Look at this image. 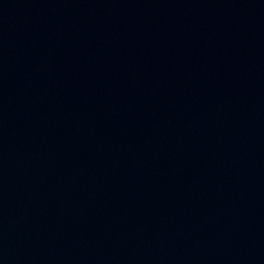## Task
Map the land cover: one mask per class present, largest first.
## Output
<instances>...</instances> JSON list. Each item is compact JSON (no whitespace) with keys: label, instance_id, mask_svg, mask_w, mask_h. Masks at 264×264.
Wrapping results in <instances>:
<instances>
[{"label":"water","instance_id":"obj_1","mask_svg":"<svg viewBox=\"0 0 264 264\" xmlns=\"http://www.w3.org/2000/svg\"><path fill=\"white\" fill-rule=\"evenodd\" d=\"M48 264H264V120L144 188Z\"/></svg>","mask_w":264,"mask_h":264}]
</instances>
